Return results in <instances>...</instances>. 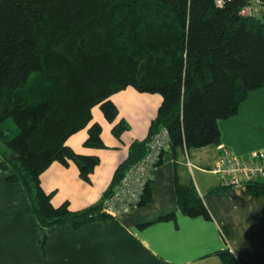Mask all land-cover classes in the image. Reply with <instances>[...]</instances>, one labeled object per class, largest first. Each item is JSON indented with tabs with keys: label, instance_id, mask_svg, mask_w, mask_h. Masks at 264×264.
I'll list each match as a JSON object with an SVG mask.
<instances>
[{
	"label": "trees",
	"instance_id": "16d2710c",
	"mask_svg": "<svg viewBox=\"0 0 264 264\" xmlns=\"http://www.w3.org/2000/svg\"><path fill=\"white\" fill-rule=\"evenodd\" d=\"M246 3L0 0V169L10 172L6 182L21 185L41 231L113 219L102 212V200L161 128L171 149L220 143L219 120L264 87V18L241 16ZM129 86L162 98L147 137L131 143L99 204L76 212L54 207L39 175L52 162H73L88 181L98 158L73 152L65 140L90 122L94 106L114 120L110 97ZM125 128L119 122L112 133L119 137ZM100 133L92 124L84 146L103 148ZM150 182L139 205L151 200ZM245 188L264 195V181ZM175 193L183 213L209 217L191 186L176 185ZM218 256L222 264H240L228 249Z\"/></svg>",
	"mask_w": 264,
	"mask_h": 264
},
{
	"label": "crops",
	"instance_id": "0c3cea01",
	"mask_svg": "<svg viewBox=\"0 0 264 264\" xmlns=\"http://www.w3.org/2000/svg\"><path fill=\"white\" fill-rule=\"evenodd\" d=\"M154 94L130 86L114 93L110 100L117 116L112 121L106 120L99 106L91 109L90 122L70 135L65 145L77 154L96 156L98 164L88 181L81 179L73 162L66 166L52 162L43 170L39 185L54 207L65 204L76 212L101 202L131 143L147 137L162 101ZM242 108L239 105L234 116L219 120L218 145L165 149L151 177L148 203L78 228L62 225L41 231L21 185L6 182L10 172L0 169V264H222L218 253L224 249L240 264H264V195L253 196L245 187L222 188L211 171L222 146L238 156L263 149H250L236 124L263 131L264 110H249L244 113L248 119L240 117ZM119 122L126 128L116 137L112 129ZM94 123L101 126L103 148L84 146ZM176 185L191 186L209 217L183 213L177 205ZM169 214L174 217L161 219Z\"/></svg>",
	"mask_w": 264,
	"mask_h": 264
},
{
	"label": "built area",
	"instance_id": "2783aa9c",
	"mask_svg": "<svg viewBox=\"0 0 264 264\" xmlns=\"http://www.w3.org/2000/svg\"><path fill=\"white\" fill-rule=\"evenodd\" d=\"M226 0H215L222 7ZM239 14L264 18V3L261 0H245ZM170 145L166 128L158 130L149 140L143 157L130 166L111 192L102 200L101 209L106 215L116 218L139 206L145 188L151 181L162 153ZM219 156L211 168L220 179L223 188L245 187L248 183L264 181V150H253L238 156L226 147H220Z\"/></svg>",
	"mask_w": 264,
	"mask_h": 264
},
{
	"label": "rangeland",
	"instance_id": "374dc122",
	"mask_svg": "<svg viewBox=\"0 0 264 264\" xmlns=\"http://www.w3.org/2000/svg\"><path fill=\"white\" fill-rule=\"evenodd\" d=\"M258 91H263V92H258ZM154 95H158V93ZM146 104L148 107V103ZM240 105H243V108L241 109V114H240V117H243V118L249 119L248 114L246 116L244 115L248 113L249 110H252L253 108H262L264 110V87L251 91L249 93V98L246 101L242 102ZM263 117H264V114H263ZM236 126H237L236 128H240V132H241V133H238V135L240 137H243V136L246 137V139L248 140V143L246 144H248L247 146L250 149H256L259 147L264 149V129L263 131H261L258 127L255 128L254 125L248 126L246 123H240V122H238Z\"/></svg>",
	"mask_w": 264,
	"mask_h": 264
}]
</instances>
